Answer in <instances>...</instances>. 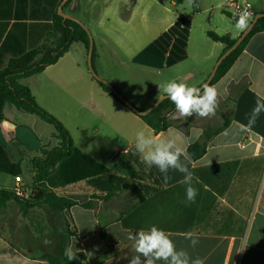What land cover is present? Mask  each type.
Masks as SVG:
<instances>
[{"label": "crops", "instance_id": "1", "mask_svg": "<svg viewBox=\"0 0 264 264\" xmlns=\"http://www.w3.org/2000/svg\"><path fill=\"white\" fill-rule=\"evenodd\" d=\"M227 1L199 0L201 10L195 13L189 0H71L64 12L81 20L91 32L97 74L141 110L154 104L158 94L164 95L158 84L176 80L199 87L207 80L224 49L208 32L235 39L244 31L233 25V34L229 26H217L215 10L229 18L223 12ZM61 2L0 0V70L24 52L52 43L53 16ZM252 5L255 13L264 12ZM204 13L208 16L202 18ZM88 52L85 46L80 56L70 50L57 63L21 83L30 88L42 108L64 124L78 151L130 182L153 185V180L142 173L151 170L159 186L140 204L135 205L134 196L124 209L108 206L110 198L93 200V208L74 205L60 214L43 205L36 210H44L49 218V237H31L24 225L19 231L20 244L13 234L20 227L15 228L8 219L9 209L20 207L11 201L0 209V264H49L41 256L56 253L64 229L72 234L69 245L89 261L111 247L113 253L99 264H128L124 257L130 259L136 253L127 232L148 230L152 225L165 230L178 249L199 256L205 264H264V112L252 127H241L248 124L257 98L264 97V32L249 40L229 71L212 85L219 92L216 114L185 119L177 117L173 109L167 114L171 126L165 131L153 130L103 89L89 70ZM4 115L6 119L0 124L4 141H0L12 159L21 162L22 186L30 195L33 182L25 184L23 171L27 165L31 167L33 156H29L18 131L56 130L11 103L5 104ZM221 127L222 131L212 135ZM141 130L153 138L175 139L184 149L187 159L182 156L181 160L192 172V184L198 190L194 203L187 202L186 185L179 183L182 173L169 170L171 179L165 186L159 169L148 167L139 154H134L136 133ZM73 131H91L97 141L79 139ZM55 134L52 139L56 147L60 140ZM39 136L38 156L42 148L51 149ZM196 142H206V152L192 160L187 150ZM107 163L114 164L110 167ZM95 168L94 162L77 153L55 167L48 185L59 195L88 202L91 193L81 187ZM84 172L89 174L82 178ZM8 176L5 184L0 180V188L12 190L15 176ZM96 193L105 196L104 192ZM187 231L199 239L195 248L184 239ZM46 239L52 243L46 246Z\"/></svg>", "mask_w": 264, "mask_h": 264}, {"label": "trees", "instance_id": "2", "mask_svg": "<svg viewBox=\"0 0 264 264\" xmlns=\"http://www.w3.org/2000/svg\"><path fill=\"white\" fill-rule=\"evenodd\" d=\"M71 0H67L63 5L62 11ZM164 3L165 0H159ZM184 0H175L176 3H182ZM193 12L197 13L201 10L199 0H192ZM223 12L233 19H238L233 13L223 9ZM264 13V12H263ZM258 13H255V15ZM53 31L54 40L48 46L43 49H33L24 52L23 54L15 57L9 61L8 66L0 70V124L5 121L4 107L6 103H11L18 109H22L30 114H34L40 117L43 121L54 126L56 130L55 137L60 140V144L51 149L42 148L41 155L35 156L31 159V169L33 171V185L32 192L28 197H21L16 195L11 190L0 188V209L7 206L11 201L16 202L20 210L23 213H28L31 210L40 208L43 205L48 207L50 211L55 214L63 213L65 210L70 209L74 205H80L84 208H93L94 201L97 199H109L121 190L130 191L136 197V204H140L145 199L153 194L158 186L159 180L153 173V171L142 170L143 174L147 175V178L153 180V185L140 182H130L125 177L119 176L116 173H112L108 167L99 164L86 154L78 151L73 143L72 136L64 124L42 108L36 101L32 91L29 87L21 83V80L35 74L43 72L47 67L57 63L66 53L71 50L74 43L83 44L87 51L93 42V37L88 27L78 18L69 15L59 14L58 12L53 16ZM264 32V17H261L256 22L252 31L246 36V38L239 44V46L230 53L226 59L220 64L215 77L209 84L212 86L220 78H222L232 67L235 61L239 58L243 52L245 46L249 40L257 33ZM208 36L215 42L224 45L222 54L230 49L236 42L237 38L232 39L229 35H219L216 32L209 31ZM97 57L96 48L93 42L92 50V65L93 71L91 74L93 78L103 87V89L112 94L118 101L125 104L127 99L118 97L113 92V89H118L110 84L107 80L100 77L95 69V59ZM210 76V75H209ZM208 76V77H209ZM119 92V91H118ZM147 109V108H146ZM141 109V110H146ZM175 109V106L168 99L162 101L151 113L147 115H139L148 126L155 131H165L171 126V122L167 114ZM222 131L221 128H217L213 134ZM210 137V136H209ZM206 142H196L188 147V155L192 160L201 158L206 152ZM81 154L86 159L94 162L96 168L89 173L84 172L82 178L91 176L85 184V187H81L82 191L91 193V199L85 203H78L65 196L59 195V193L51 189L48 185V179L52 171L59 164L65 163L71 159L75 154ZM0 172H4L13 176H20L22 174L21 162H16L12 159L9 150L0 141ZM77 176V175H76ZM79 176H81L79 174ZM101 191L105 193V196L100 197L96 192ZM72 234L68 229H64L61 237V241L58 245L56 253H48L41 256L49 264H99L108 255L113 253V249L108 247V250L102 256L89 261L84 253H78L77 259L68 261L64 256V250L69 245V241ZM101 237L105 238L104 234Z\"/></svg>", "mask_w": 264, "mask_h": 264}, {"label": "clouds", "instance_id": "3", "mask_svg": "<svg viewBox=\"0 0 264 264\" xmlns=\"http://www.w3.org/2000/svg\"><path fill=\"white\" fill-rule=\"evenodd\" d=\"M192 3V0H189ZM247 15L241 14L237 20L236 27L245 30L249 27ZM159 92L164 95H157V103L168 99L175 106V114L179 118H189L193 115L201 118H208L216 114L218 107L219 92L216 87L203 84L200 87L189 86L183 82L170 80L158 84ZM264 112V97L257 98L255 107L248 116V124L242 128L252 127L260 114ZM134 154H139L140 160L148 167L155 166L163 174V181L167 186L171 177L169 170H175L183 174V179L179 183L186 185V200L194 203L198 190L193 187V174L182 162L181 157L187 159V155L175 139H159L148 136L143 130L136 133L134 144ZM127 239L133 242L135 255L130 259L124 257L128 264H205V260L190 256L184 249H178L170 235L163 229L152 225L148 230L141 229L135 233L127 232ZM184 239L190 242L189 246L195 248L199 244V239L193 231L184 233ZM47 246L51 240H44ZM78 249L74 245H68L64 250V256L68 261L77 259ZM91 255V253H89Z\"/></svg>", "mask_w": 264, "mask_h": 264}, {"label": "rangeland", "instance_id": "4", "mask_svg": "<svg viewBox=\"0 0 264 264\" xmlns=\"http://www.w3.org/2000/svg\"><path fill=\"white\" fill-rule=\"evenodd\" d=\"M251 3L254 4L255 8L257 10H264V0H248ZM220 9L215 10V14L217 15V21L216 24L217 26L221 27V28H225L229 26V30L230 32H232L233 34L235 33L234 30H232V26L236 25L237 20L238 19H232V18H228L226 15L221 14L220 15ZM208 14L204 13L202 15V18L207 17ZM81 50L84 51V46L81 43H74L71 47V51L73 53V55L75 56H80L81 54ZM84 54L81 56L83 57ZM86 61V57H84V59ZM44 125L54 129V126H52L51 124H46V122H44ZM34 130V129H33ZM36 130L37 129L36 127ZM53 132L56 131H32V129H24V131H18V135H19V139L20 141H22V143L24 144L25 149L27 150V152L29 153L30 157H34V156H38V150H39V146H40V142L37 138V135L39 134L41 140H42V144L43 145H47L50 148H54L55 147V139H52V134ZM74 134L77 136V138H83L85 140H92V141H97V137L93 136L91 134V131H73ZM37 133V134H36ZM82 134V135H81ZM0 138L2 141H4V139L1 137L0 134ZM123 156V155H122ZM108 166L112 167L114 163H107ZM23 178H24V182L27 185H31V183L33 182V171L31 169V167L29 165H27V167L25 168V170L23 171ZM9 179L8 174L4 173V172H0V180L3 182V184L6 183V181ZM133 183V182H132ZM115 197V198H114ZM111 197L109 201H107V205L108 206H112V207H118L121 209H124L126 206H128L131 202L134 201V195L132 192L130 191H120L119 194H116V196ZM48 216L45 214L44 210H31L28 213H21L20 210H18L17 206H14L12 208L9 209L8 211V219H10L11 221H13L14 227L15 228H19L18 230H16V232H14V240L18 241L20 244V235H19V231L20 229L25 225V228L29 229V233L31 234V237H35L36 239L40 238V237H44L49 235L48 234V228H47V218ZM2 220H5L4 218H1ZM23 223V224H22ZM26 230V229H25ZM49 236H47L48 238Z\"/></svg>", "mask_w": 264, "mask_h": 264}, {"label": "water", "instance_id": "5", "mask_svg": "<svg viewBox=\"0 0 264 264\" xmlns=\"http://www.w3.org/2000/svg\"><path fill=\"white\" fill-rule=\"evenodd\" d=\"M67 0H62V2L60 3L59 7H58V13L59 14H64V12L62 11L63 9V5L66 3ZM264 17V13H258L256 14L253 19L249 22V27L247 29H245L241 35L238 37L237 42L230 48L228 49L224 54H222L218 61L216 62L210 76L207 78V80L203 83V84H210L213 80V78L215 77L217 70L220 66V64L223 62L224 59L227 58V56L232 53L238 46L239 44L246 38V36L252 31V29L254 28L256 22L258 21L259 18ZM94 42V41H93ZM93 42L91 43V46L89 48V52H88V67L90 71H93V65H92V50H93ZM202 84V85H203ZM201 86V85H200ZM199 86V87H200ZM113 92L115 93V95H117L120 98H123V95H121L120 92H118L116 89L112 88ZM166 100V99H164ZM163 100V101H164ZM160 104V103H159ZM157 101L152 104L149 108H147L146 110H140L137 109L136 107H134L128 100L125 101V105L128 106L130 109H132L133 111H135L136 113H138L139 115H147L149 113H151L158 105Z\"/></svg>", "mask_w": 264, "mask_h": 264}, {"label": "built area", "instance_id": "6", "mask_svg": "<svg viewBox=\"0 0 264 264\" xmlns=\"http://www.w3.org/2000/svg\"><path fill=\"white\" fill-rule=\"evenodd\" d=\"M223 9L228 12L233 13L239 18L241 14L247 15L250 17L249 22L255 16V11L252 3L248 0H228L223 5ZM127 152V150H126ZM15 186L12 188V192L21 197H28V191L22 186V178L20 176H15Z\"/></svg>", "mask_w": 264, "mask_h": 264}]
</instances>
